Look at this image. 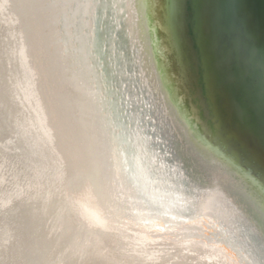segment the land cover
Masks as SVG:
<instances>
[{"label": "bare ground", "instance_id": "1", "mask_svg": "<svg viewBox=\"0 0 264 264\" xmlns=\"http://www.w3.org/2000/svg\"><path fill=\"white\" fill-rule=\"evenodd\" d=\"M151 6L0 0V264H264V202L172 98Z\"/></svg>", "mask_w": 264, "mask_h": 264}, {"label": "water", "instance_id": "2", "mask_svg": "<svg viewBox=\"0 0 264 264\" xmlns=\"http://www.w3.org/2000/svg\"><path fill=\"white\" fill-rule=\"evenodd\" d=\"M150 1L172 98L264 202V0Z\"/></svg>", "mask_w": 264, "mask_h": 264}]
</instances>
